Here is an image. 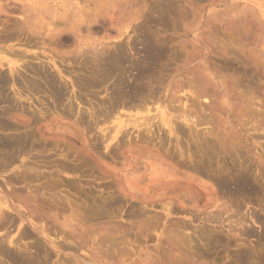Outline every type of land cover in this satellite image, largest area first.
Instances as JSON below:
<instances>
[{
	"label": "rangeland",
	"instance_id": "374dc122",
	"mask_svg": "<svg viewBox=\"0 0 264 264\" xmlns=\"http://www.w3.org/2000/svg\"><path fill=\"white\" fill-rule=\"evenodd\" d=\"M0 61V264H264V0H0Z\"/></svg>",
	"mask_w": 264,
	"mask_h": 264
},
{
	"label": "bare ground",
	"instance_id": "6f19581e",
	"mask_svg": "<svg viewBox=\"0 0 264 264\" xmlns=\"http://www.w3.org/2000/svg\"><path fill=\"white\" fill-rule=\"evenodd\" d=\"M3 9V8H2ZM26 10V9H25ZM1 12H3V11H1ZM66 12H68V11H66ZM13 13V12H12ZM2 14V13H1ZM25 14V13H24ZM46 14V13H45ZM64 14H66V13H64ZM69 14H70V12H69ZM74 14H76V13H74ZM63 15V14H62ZM77 15V14H76ZM48 16V15H47ZM28 17V16H27ZM78 17V16H77ZM31 18V17H30ZM48 18V17H47ZM2 19V18H1ZM57 19V18H56ZM75 19V18H74ZM60 20V19H59ZM65 20V19H64ZM67 20V19H66ZM72 20V19H71ZM81 20V19H80ZM50 21V20H49ZM61 21H63V19L61 18ZM78 21H79V19H78ZM68 22V21H67ZM70 22V21H69ZM51 23V22H50ZM65 23H66V21H65ZM71 23V22H70ZM31 24H32V22H31ZM42 24V23H41ZM52 24V23H51ZM54 24V23H53ZM9 25V24H8ZM24 25V24H23ZM37 25V24H36ZM44 25V24H43ZM47 25V24H46ZM34 26V25H33ZM38 26V25H37ZM70 26H72L71 24H70ZM69 26V27H70ZM73 26H74V24H73ZM24 27V26H23ZM45 27V26H44ZM77 27V26H76ZM33 28V27H32ZM34 28H37L36 26L34 27ZM72 28V27H71ZM75 28V27H74ZM38 29V28H37ZM51 29V28H50ZM55 29H57V28H55ZM79 28H77V30H78ZM45 30V29H44ZM40 31V30H39ZM50 31V30H49ZM53 30H51V32H52ZM58 31V30H57ZM57 31H55V32H57ZM63 31V30H62ZM50 32V33H51ZM54 32V31H53ZM56 35V34H55ZM91 47V46H90ZM96 47V46H95ZM94 48V47H93ZM96 52V51H95ZM81 54V53H80ZM13 56V55H12ZM20 57V56H19ZM24 58V57H23ZM100 58V57H99ZM99 61V60H98ZM3 62V61H2ZM0 63H1V61H0ZM97 63V62H96ZM100 63V62H99ZM3 64V63H2ZM106 64V63H105ZM111 64V66H112V64L113 63H110ZM110 64H108V65H110ZM118 64V63H117ZM114 65V64H113ZM109 67V66H108ZM110 68V67H109ZM117 68V67H116ZM115 68V69H116ZM123 68V67H122ZM11 69H12V67H11ZM7 70V69H6ZM114 70V69H113ZM1 71V70H0ZM114 71H116V70H114ZM119 71H121V70H119ZM119 73V72H118ZM35 74H37V73H35ZM121 74V73H120ZM104 75V74H103ZM112 75V74H111ZM39 76V75H38ZM1 78V77H0ZM3 78H5V77H3ZM3 78H1V79H3ZM1 79H0V81H1ZM9 81V80H8ZM11 82V81H10ZM199 82V81H198ZM2 83V82H1ZM4 83V82H3ZM13 83H15V82H13ZM35 84V83H34ZM202 84V83H201ZM8 85H9V83H8ZM31 85V84H30ZM197 85H199L198 83H197ZM10 87V86H9ZM8 89V88H7ZM20 96V95H19ZM4 99H6V98H4ZM7 103V102H6ZM9 103V102H8ZM136 103V102H135ZM9 105V104H8ZM8 105H6V106H8ZM147 105V104H146ZM5 106V107H6ZM130 107V106H129ZM138 107V106H137ZM12 108V107H11ZM139 108V107H138ZM10 109V108H9ZM8 110V109H7ZM4 112V111H3ZM12 114V113H11ZM10 114V115H11ZM1 116H4L3 114L1 115ZM113 116V115H112ZM182 117V116H181ZM190 118V117H189ZM13 119V118H12ZM203 122V121H202ZM3 123H5V122H3ZM27 123V122H26ZM124 123H125V121H124ZM8 123H6L5 125H7ZM30 124H32V123H30ZM1 125V124H0ZM2 126H3V124H2ZM1 126V127H2ZM122 126V125H121ZM6 128V127H5ZM6 130V129H5ZM9 130H10V128H9ZM14 130V129H13ZM27 135V134H26ZM16 136V135H15ZM15 138H17V137H15ZM11 139V138H10ZM19 139V138H18ZM20 139H22V138H20ZM16 140V139H15ZM14 141V140H13ZM23 141H24V138H23ZM6 142V141H5ZM15 142V141H14ZM19 142V141H18ZM17 141H16V143H18ZM3 144V143H2ZM19 144V143H18ZM11 145V144H10ZM9 153V152H8ZM159 177H161V175L159 176ZM24 236V235H23ZM12 257V256H11Z\"/></svg>",
	"mask_w": 264,
	"mask_h": 264
}]
</instances>
